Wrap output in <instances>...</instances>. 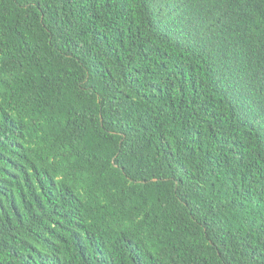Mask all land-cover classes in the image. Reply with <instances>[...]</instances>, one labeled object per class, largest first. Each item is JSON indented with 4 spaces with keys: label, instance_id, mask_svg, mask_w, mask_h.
<instances>
[{
    "label": "trees",
    "instance_id": "trees-1",
    "mask_svg": "<svg viewBox=\"0 0 264 264\" xmlns=\"http://www.w3.org/2000/svg\"><path fill=\"white\" fill-rule=\"evenodd\" d=\"M0 264H264V0H0Z\"/></svg>",
    "mask_w": 264,
    "mask_h": 264
}]
</instances>
